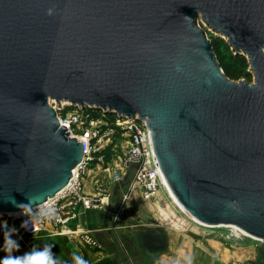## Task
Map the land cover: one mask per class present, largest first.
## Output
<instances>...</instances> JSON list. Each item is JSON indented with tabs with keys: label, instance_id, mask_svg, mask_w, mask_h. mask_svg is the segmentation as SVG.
Masks as SVG:
<instances>
[{
	"label": "water",
	"instance_id": "95a60500",
	"mask_svg": "<svg viewBox=\"0 0 264 264\" xmlns=\"http://www.w3.org/2000/svg\"><path fill=\"white\" fill-rule=\"evenodd\" d=\"M198 18L252 84L224 75ZM50 101L137 116L192 218L264 241V0H0V215L53 197L82 159ZM135 242L148 264L168 251L158 228Z\"/></svg>",
	"mask_w": 264,
	"mask_h": 264
},
{
	"label": "built area",
	"instance_id": "2783aa9c",
	"mask_svg": "<svg viewBox=\"0 0 264 264\" xmlns=\"http://www.w3.org/2000/svg\"><path fill=\"white\" fill-rule=\"evenodd\" d=\"M49 105L55 111L60 126L66 127L68 137L75 138L82 144V159L68 184L53 197L32 208L31 216H25L21 212L9 213L0 216V225L6 222L9 228L18 229V235L14 238L19 239L23 245H26L27 238L46 232L49 236L65 235L72 242L98 249L99 245L91 230L79 224L73 228L69 226L78 218V206L84 210H92L106 209L109 205L110 192L105 188L97 189L90 196L82 193L83 174L88 169L97 168L106 173L110 183L118 184L130 171L131 178L124 199L138 190L143 201L153 200L159 190L166 191V186L153 150L150 132L146 123L140 121L137 116L131 119L116 114H105L88 106L74 108L66 102L50 101ZM67 109L70 110L65 112ZM117 136L123 146L121 155L105 166L102 152ZM48 209H51L52 214L41 216V213ZM24 220L30 221L28 228L31 231L21 228ZM19 251L14 250L12 254L16 255ZM3 253H6L4 240L0 239V255Z\"/></svg>",
	"mask_w": 264,
	"mask_h": 264
},
{
	"label": "rangeland",
	"instance_id": "374dc122",
	"mask_svg": "<svg viewBox=\"0 0 264 264\" xmlns=\"http://www.w3.org/2000/svg\"><path fill=\"white\" fill-rule=\"evenodd\" d=\"M197 24L205 32L207 39L213 41L220 38L228 45L219 33L208 27L200 18H198ZM230 49L233 55L239 54L235 53L231 47ZM220 57L224 58V62H229L228 52L224 46H222ZM244 59L246 62L233 63V66L237 70H241L243 74L246 73L247 76L233 81H246L248 84H252L254 75L245 56ZM121 146L119 136L115 137L111 150L112 160H117V157H120ZM126 189L127 186L123 189L122 198L115 200L116 209L120 208L124 213L118 221V227L124 228L122 232H125L126 236H124L123 242L126 247L135 250V237L139 232L147 228H158L167 235L172 247L180 246L179 252H182L184 256L188 257L195 253L198 257L212 258L216 264H264V241L242 235L233 226H206L197 223L180 210L167 190V192L159 190L151 201L145 202L141 199V201L136 200L135 204H132L129 201L130 198L124 199ZM126 202H129L128 206H125ZM26 252L28 251H19L16 256ZM6 255H8L7 252L1 254L0 259ZM170 257H173V254L168 249L156 260L160 262L153 264H172L171 262L174 260L169 259Z\"/></svg>",
	"mask_w": 264,
	"mask_h": 264
},
{
	"label": "crops",
	"instance_id": "0c3cea01",
	"mask_svg": "<svg viewBox=\"0 0 264 264\" xmlns=\"http://www.w3.org/2000/svg\"><path fill=\"white\" fill-rule=\"evenodd\" d=\"M82 193L84 195H92L97 189L105 188L110 192L109 205L106 209L84 210L81 206L76 208L78 218L75 223L70 224L73 228L76 224L86 227L92 231L93 237L96 239L99 248L92 249L87 246L72 242L68 236L54 235L49 236L46 232L26 239V245L20 244L19 250L28 252L34 248L40 249L45 244L54 245L52 251L56 257L66 264H73L72 254L75 252L82 255L88 261V264H148L147 259L141 254L137 246L135 250L126 247L123 242L125 232L124 228L118 227V221L124 213L122 210L116 209L115 200L122 198L123 189L128 184H112L109 182L106 173L97 168L88 169L82 177ZM130 198V199H129ZM129 201L135 204L136 200H140L139 191H134ZM129 203V202H128ZM126 202L125 206H128ZM130 237V236H129ZM0 239H4L3 229L0 227ZM168 249L173 254L172 264H216L212 258L198 257L195 253L190 256H184L179 247H172L168 240ZM156 263L160 261H155Z\"/></svg>",
	"mask_w": 264,
	"mask_h": 264
},
{
	"label": "clouds",
	"instance_id": "9594fccd",
	"mask_svg": "<svg viewBox=\"0 0 264 264\" xmlns=\"http://www.w3.org/2000/svg\"><path fill=\"white\" fill-rule=\"evenodd\" d=\"M53 10L48 9V14L51 15ZM13 204L16 202L13 200ZM21 213L25 216H31V205L30 203L18 204L16 205ZM52 214L51 209L47 211H43L41 216H50ZM29 220H24L21 224V228L31 231L28 228ZM3 229L4 236V249L8 253L3 259H0V264H66L65 261H62L56 257V254L52 251L54 245L45 244L42 248L36 249L24 253L23 255L16 256L13 255L14 250H19L20 248V240L16 239L18 235V229L15 227L9 228L6 222L3 225H0ZM73 264H88V261L84 259L82 255H78L75 252L72 254Z\"/></svg>",
	"mask_w": 264,
	"mask_h": 264
},
{
	"label": "trees",
	"instance_id": "16d2710c",
	"mask_svg": "<svg viewBox=\"0 0 264 264\" xmlns=\"http://www.w3.org/2000/svg\"><path fill=\"white\" fill-rule=\"evenodd\" d=\"M212 51L219 63L220 68L222 69L224 75L231 81L240 80L247 76L246 73L243 74L241 70H237L234 68L233 63H244L246 62L244 59V56L240 54H234L232 53L230 46L226 45L224 41L220 38L214 39L213 41L210 40ZM222 46L225 47L226 51L228 52V61L224 62V58L220 57V52L222 50ZM70 109H67L65 112H67ZM97 113V112H96ZM113 148V142L106 148L102 154H104V163L105 166L111 162L112 160V150Z\"/></svg>",
	"mask_w": 264,
	"mask_h": 264
},
{
	"label": "bare ground",
	"instance_id": "6f19581e",
	"mask_svg": "<svg viewBox=\"0 0 264 264\" xmlns=\"http://www.w3.org/2000/svg\"><path fill=\"white\" fill-rule=\"evenodd\" d=\"M165 182V181H164ZM165 186H166V190L168 191L169 195L171 196V198L173 199L174 203L180 208V210L189 218H191L192 220L196 221L194 218H192L179 204L178 202L175 200V198L173 197V195L171 194L170 190L168 189L166 183H165ZM0 216H6V215H0ZM197 223H199L198 221H196ZM201 224V223H199ZM203 225V224H201ZM234 229L238 230L242 235H245V236H248L246 233H244L243 231L233 227Z\"/></svg>",
	"mask_w": 264,
	"mask_h": 264
}]
</instances>
